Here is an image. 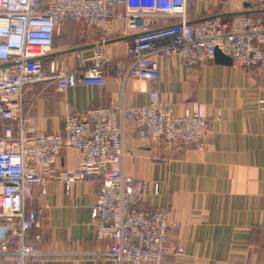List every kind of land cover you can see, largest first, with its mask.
Listing matches in <instances>:
<instances>
[{
    "label": "built area",
    "instance_id": "1",
    "mask_svg": "<svg viewBox=\"0 0 264 264\" xmlns=\"http://www.w3.org/2000/svg\"><path fill=\"white\" fill-rule=\"evenodd\" d=\"M185 5L186 0H0L1 260L39 264L50 255L41 250L39 235L28 239L31 230L40 228L45 210L41 202L34 203L32 189L42 190L48 180L61 181L66 191L76 182L95 184L91 207L95 238L107 242L104 251L94 254L98 259L161 264L168 257L183 256V248L168 239L178 224L169 222L163 210L137 207L146 183L123 173L125 125L140 141L201 151L209 132L202 107L194 105L178 114L152 89L143 106L113 103L81 115L67 110L60 132L48 133L36 128L23 90L43 82L54 83L60 93L76 85L104 86L103 47L116 20L122 22L126 42L125 55L113 62L122 74V85L129 79L156 82L157 58L170 56L198 68L212 62L219 51L236 67L264 68V12L257 20L234 15L189 22ZM66 20L99 29V43L76 52L77 67L68 68L59 59L45 72L44 60L52 55L55 36ZM124 61L128 67L121 73ZM65 149L78 154L77 168L55 174L52 165Z\"/></svg>",
    "mask_w": 264,
    "mask_h": 264
},
{
    "label": "crops",
    "instance_id": "2",
    "mask_svg": "<svg viewBox=\"0 0 264 264\" xmlns=\"http://www.w3.org/2000/svg\"><path fill=\"white\" fill-rule=\"evenodd\" d=\"M262 12L264 0H186L185 5L189 22L234 15L257 20ZM65 23L60 30L68 39L76 31ZM121 30L122 22L116 20L103 47L107 61L104 86L76 85L62 93L50 82L24 88L25 106L32 105L36 128L60 132L67 110L81 115L113 103L126 108L143 106L152 89L178 114L201 106L209 124L204 150L140 141L126 124L123 173L146 183V194L138 208L163 210L169 222L178 224L168 232V239L183 248L184 254L168 257L161 264H264V68H239L214 60L189 68L170 56L157 58L156 82L129 79L122 85V74L113 63L126 52ZM87 33L82 36L90 38L89 42L85 38L79 42L54 39L44 71L51 61L59 59L68 68L77 67L76 52L99 43V29ZM127 67L124 61L121 73ZM77 165L78 154L65 149L52 170L57 174ZM42 190L32 189L34 203L45 205L41 226L28 233L29 240L39 235L41 250L50 254L39 264H115L94 256L107 247V242L95 238L91 218L95 184L76 182L66 191L61 181L48 180ZM0 264L13 263L0 259Z\"/></svg>",
    "mask_w": 264,
    "mask_h": 264
},
{
    "label": "rangeland",
    "instance_id": "3",
    "mask_svg": "<svg viewBox=\"0 0 264 264\" xmlns=\"http://www.w3.org/2000/svg\"><path fill=\"white\" fill-rule=\"evenodd\" d=\"M65 24L68 25V26L71 25V28H73V30L76 31L75 35L73 37H71V38H68V39L64 38L63 35H62V30H60V28H59L60 31L55 36V42H79V41L83 40L84 38L88 42L91 41L90 38L88 39L87 37H83L82 35L88 34L87 32L90 29H93V28H87L86 26H84L82 24H79V23H76V22L73 23V22L67 21Z\"/></svg>",
    "mask_w": 264,
    "mask_h": 264
},
{
    "label": "water",
    "instance_id": "4",
    "mask_svg": "<svg viewBox=\"0 0 264 264\" xmlns=\"http://www.w3.org/2000/svg\"><path fill=\"white\" fill-rule=\"evenodd\" d=\"M214 62H216L218 64H222V65H231L232 64L231 59L222 55L219 51L215 52Z\"/></svg>",
    "mask_w": 264,
    "mask_h": 264
},
{
    "label": "trees",
    "instance_id": "5",
    "mask_svg": "<svg viewBox=\"0 0 264 264\" xmlns=\"http://www.w3.org/2000/svg\"><path fill=\"white\" fill-rule=\"evenodd\" d=\"M67 21H72V20H66V21H64L63 23H65V22H67ZM63 23H62V24H63ZM62 24H61V25H62Z\"/></svg>",
    "mask_w": 264,
    "mask_h": 264
}]
</instances>
